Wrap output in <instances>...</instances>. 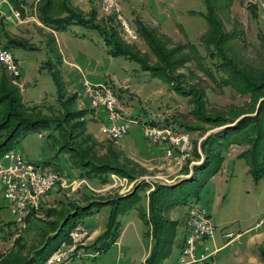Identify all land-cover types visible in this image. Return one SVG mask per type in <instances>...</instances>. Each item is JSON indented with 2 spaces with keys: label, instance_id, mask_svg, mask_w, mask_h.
<instances>
[{
  "label": "rangeland",
  "instance_id": "1",
  "mask_svg": "<svg viewBox=\"0 0 264 264\" xmlns=\"http://www.w3.org/2000/svg\"><path fill=\"white\" fill-rule=\"evenodd\" d=\"M19 1L23 3V9L35 17L37 9H33L32 5L36 7L39 0ZM118 1L122 15L129 21L137 38L125 35L115 16L101 11L100 0L71 2L85 20L94 23L93 26L102 25L109 36L115 32L110 37L111 42L107 35H101L89 25L71 24L66 30H60L54 23L51 27L54 34L51 35L47 26L39 27L33 20L27 25L26 33H22L26 26H20L13 17L6 21L7 33L25 41V46L11 49L20 68L19 77H12L6 68L0 66V80L4 70L5 79L10 86L14 85L19 89L25 105L36 106L42 114L58 118L68 129L73 125V131L71 141L63 135L61 126L52 127L54 123L48 128L29 130L25 134L21 132L1 146L0 154L4 151L19 153L28 163L43 171L57 170L67 180V186L58 183L51 188L48 196L40 203L44 210L47 207L59 210L61 204L71 200L80 204L88 199L105 201L99 206L92 204L89 209L80 210L78 214L65 220L61 231L50 239L45 253L57 247L64 239V234H69L78 222H83L91 233V237L85 240V245L81 246L82 255L62 264H146L145 261L151 257L152 241L147 234L148 225L139 217L138 212L139 208L148 210V194L154 189L146 178L158 181L153 183L155 186L171 185L181 178L190 179L194 163L202 161L201 141L209 134L234 125L217 126L210 122L211 119L199 116L201 113H193L194 106L188 97L177 92L159 73L163 71L167 76L176 77L175 81L188 93L194 89L197 93L202 91V114L210 118H215L216 111L226 112L237 107L248 112L241 114L243 111L236 109L229 118L236 115V120H240L247 115L253 116L264 100V91L251 99L248 95L240 96L229 85H218L197 64L194 54L200 56L207 65L213 66L214 62H219L217 57L211 58L207 54V46L201 40L208 29L205 17L208 9L204 0ZM212 3H215L217 9L216 16L222 19L224 31H241L240 40L234 38L227 41L233 55L251 63H259L261 48L258 36L264 34V13L259 3L255 0H219ZM3 6L7 9L11 6L13 10H17L11 0L1 3L0 9ZM145 36L149 42H154L152 48ZM114 39L120 42L125 53H114ZM29 43L34 48H30ZM190 46H194V54ZM60 47L65 52L66 63L62 62ZM155 47L168 56L167 61H175L177 65L169 70L154 52ZM214 74L216 77L220 75L217 72ZM84 79L96 84L107 83L112 90L119 92L124 116L138 120V123L129 125L123 138L107 135L102 129L105 122L96 117V111L92 112L87 101L81 103L77 99L76 91L80 89ZM260 82H264V79L257 81ZM58 86L67 102V109H89L82 118L85 126L81 125V118L63 122L66 108L57 106ZM100 114L105 115V111L101 110ZM150 120L182 122L180 125L185 127L180 129L190 135V157L184 160L175 155L168 156L163 145L150 143L142 134L143 122ZM193 141L200 158L193 153ZM73 146L77 153H83L82 160L95 162L99 157L107 156L112 159L116 156L113 158L114 164L132 173L131 178L114 173L117 181H113L116 177L111 178L110 174V182L102 185L96 179H78L82 167L78 165L79 157L71 149ZM219 146L222 154L219 166L217 162H212L208 167L197 168L193 180L163 190L168 194L167 203L172 206L163 210L162 216L176 221L175 235L170 241L159 245L158 248L165 255L150 259L148 264H181L180 243L184 239L185 230L186 235L188 234L185 220L189 206L193 204L206 207L210 222L215 226L214 240L206 241V244L212 250H219L204 262L192 264H264L261 255L264 250V223L255 228V224L264 216V177L255 181L249 173L247 159L240 156L246 145L231 141ZM152 156L156 158H151ZM74 179L76 181L73 185ZM141 181L143 182L137 189V201L122 211L125 203L123 200L126 199L121 200L114 210L108 236L102 238L113 209L110 200L130 193ZM2 189L0 182V253L5 254L9 249H15L14 242L18 235L25 240L26 248L32 247L33 250L38 243L37 227L41 226L38 219L47 221L49 217H45V212H40L39 207L34 210L36 216L31 223L27 224L26 218L33 212H29L21 223H16L9 210V202L2 196ZM224 233L240 236L233 243L227 244ZM63 242H66L65 248L72 245L71 241Z\"/></svg>",
  "mask_w": 264,
  "mask_h": 264
},
{
  "label": "trees",
  "instance_id": "2",
  "mask_svg": "<svg viewBox=\"0 0 264 264\" xmlns=\"http://www.w3.org/2000/svg\"><path fill=\"white\" fill-rule=\"evenodd\" d=\"M219 0H204L207 4V13L205 14L208 29L206 33L201 37V40L207 46V54L212 57H217L218 63H213L214 65H207L203 62V60L194 53L196 52L194 46L192 47V54H194V59L199 64L200 69L204 72L205 75L209 76L212 80L217 81L218 85L222 86H230L235 91L239 93L240 96L248 95L249 98L253 99L257 95L264 91V82L257 83L259 80L264 79V34H259L258 44L260 45V62L259 63H251L247 60L238 58L236 55H233V51L227 45V41H231L232 39L240 40L241 39V31L239 30H228L224 31V24L222 19L217 17L215 3L212 2ZM223 1V0H222ZM14 6L21 10L22 3L19 0H11ZM37 9V18L39 22L43 23L44 26L49 28L52 27V24L56 23V28L60 30H66L71 24H78L81 26L89 25L95 30H98L101 35H107V29L102 27V25L93 26V22H89L84 19L83 14L80 11L74 8L71 0H39L36 4ZM218 8V7H217ZM96 10V9H95ZM95 15V14H94ZM93 18V17H92ZM6 20L3 16H0V43L1 45L8 49L11 52L13 47H23L25 46V41L18 39L17 37H13L8 34V30L6 29ZM7 30V31H6ZM115 35V32H112L111 35H107L108 41L111 42V36ZM111 37V38H110ZM147 39V36H145ZM114 46L115 54H123L124 49L120 46V42L116 39L112 41ZM147 43L151 46L154 42L148 41ZM30 48H34L33 45L29 43ZM154 52L160 57L161 62H164L166 66L169 67V70L174 68L177 64L176 62H170L167 58L168 56L159 50V48H153ZM232 51V53L230 52ZM12 53V52H11ZM169 54V53H168ZM14 55V53H13ZM16 62L17 59L14 56ZM181 59V58H180ZM184 60V59H181ZM179 61V60H178ZM181 62V61H179ZM214 72L219 73V77H216ZM161 76H164L169 83H171L172 87L182 95H186L188 100H190L193 104V113H197L199 116L206 117V119H211L210 122L216 123L217 126H227L229 124L234 123V125H229V127H224L221 130L216 131L215 133L209 134L206 138L201 141V150H202V161L198 164L193 165V174L190 179H180L175 181L174 184H160L157 186L154 185V189L148 194V210H144L139 208V217L145 221L148 225V228L151 232V254L150 258H148L145 263L148 264L149 260L152 258H156L160 255L164 256L165 253L159 249V245L165 244L170 241V238L175 235V224L176 221H171V219H167L162 216V211L168 208H171L172 205L167 203L168 194L166 191H163L165 188H173L174 186L181 184L188 180H193L195 175V169L208 167L212 162H217L219 166L222 159L221 154V145L223 142H231L239 145H246L247 147L240 154L244 159H247L248 171L252 174L255 181H258L261 177H264V100L261 102L257 113L255 115H247L241 118L240 120H236V115L233 118H229V115L233 113L234 110L238 109L239 112L243 111L241 114L248 112V110L242 109L241 107L229 109L226 112L216 111L214 115L215 118H210L204 116L202 114L203 109V99L200 94L202 91L193 90L188 93L187 90H183L178 81H175L176 77L167 76L162 71L159 73ZM5 71H2L0 80V148L3 144L7 143L9 140L15 138V136L19 133H27L29 130L35 131L40 128H48L53 124L52 127L61 126L63 135L69 137L71 141L72 138V129L73 125L70 129L65 127L63 123L58 118H50L45 114H42L41 111L36 109V106H27L22 101V97L19 95V89L13 85L10 86L9 82L5 79ZM61 87L58 86V97H57V106L64 107L66 110L63 112V122L72 120L73 118H81L80 123L82 126H85V122L82 121L83 116L89 111L86 110H72L70 108L67 109V102L64 100V96L62 94ZM120 96L119 92L114 91ZM193 93L195 96L193 95ZM197 93V94H196ZM195 96V97H193ZM204 96V95H203ZM192 97V98H191ZM75 99V98H74ZM198 110V111H197ZM245 110V111H244ZM253 111V110H252ZM93 112V109H92ZM220 112V113H219ZM253 113V112H251ZM236 117V118H235ZM153 124H160L167 127L173 128L175 131H185L181 130L180 127H185L180 125L182 122L180 121H172L168 122L167 120L162 121H148ZM174 122H177L175 124ZM66 123V122H65ZM172 124V125H171ZM179 125V126H176ZM193 147L195 153V157L200 158V156L196 152V144L193 141ZM75 151V155L79 157L78 165L82 167L78 174V179L84 180V177L87 179H96L99 184H105L110 182V174H120V176L131 178L132 173L125 170L123 167L115 165L116 156H113L112 159L107 158V156L99 157L95 159V162H91L90 160H82L81 157L83 153H77L76 149L71 148ZM1 155V154H0ZM112 157V155H109ZM86 167V168H85ZM217 168V167H216ZM58 174H61L57 170H55ZM190 174V172H189ZM134 186V188L130 191V193L118 196L117 199L110 200L109 203L112 204V211L109 215V223L107 229L105 230L102 238L108 236V230L112 227V219L115 215V211L118 207V204L121 200L125 201L122 205L124 210L127 206H132L138 199V191L137 189L142 184ZM129 198V199H128ZM105 201L100 200H86V204H80L76 200H71L65 204H61L59 210L52 209L47 207L45 210L40 207V212H45V217H49L47 221L38 219L41 223V226L37 227L38 243L36 247L26 248V242L23 241L22 236L18 235L15 238L14 245L16 248L9 249L5 254L0 253V264H43L49 255L53 253V251L63 242L70 241L68 234H64V239L60 242L57 247L53 249H49L47 253H45V249L47 248V244L52 237H55L62 229L63 222L70 217L75 216L79 213L80 210H87L92 204L102 205ZM29 216L26 218V223L29 224L32 222V218H34L35 212L32 211ZM169 212V211H167ZM53 218V219H51ZM187 220V218H186ZM115 221V220H114ZM116 222V221H115ZM114 222V225H115ZM38 226V225H37ZM115 237H117L116 232L113 233ZM184 235V239H185ZM184 239L180 243V247H182L184 243ZM26 249H30L26 251ZM25 251V252H24ZM164 254V255H163ZM262 258L264 260V250H262Z\"/></svg>",
  "mask_w": 264,
  "mask_h": 264
},
{
  "label": "built area",
  "instance_id": "3",
  "mask_svg": "<svg viewBox=\"0 0 264 264\" xmlns=\"http://www.w3.org/2000/svg\"><path fill=\"white\" fill-rule=\"evenodd\" d=\"M255 1L259 3L264 13V0ZM3 2L7 3V0H0V4ZM99 7L105 14L115 16L125 35L137 38L129 21L121 13L118 0H100ZM8 9L11 14L7 15L6 18L11 19L14 17L17 22H21L20 12L13 10L11 6H8ZM0 66L6 68L12 77H19L20 68L13 53L4 48L1 43ZM76 97L81 103L87 101L88 107L95 110L96 115L100 110L105 111V118L103 120L105 124L102 129L113 138H123L129 129V125L133 122L138 123V120L134 118L128 119L124 116L119 96L107 83L96 84L84 79L80 84V89L76 91ZM142 134L150 143L163 145L168 156L175 155L185 160L191 155L192 147L190 146V135L188 132L175 131L164 125L144 121L142 124ZM114 177L116 176L111 174V178ZM117 179L116 177L113 181L115 180L116 182ZM146 180H150L151 185L158 182H153L151 178H146ZM66 181L55 170L47 169L43 171L40 167L28 163L19 153L4 151L0 155V182L3 186L2 196L9 202V210L14 216L16 223H21L29 212L37 210L42 200L48 196V192L54 185L59 183L67 186ZM75 181V179L72 181L73 185ZM186 218L188 234L184 239L179 261L181 264L204 262L205 259L210 258L219 250L218 248L212 250L206 244V241L214 240L215 226L210 222L206 207L201 204L189 206ZM263 223L264 216L255 224V228L261 227ZM90 234L83 222L76 223L68 234L72 245L65 248L66 242H63L56 249V254L49 255L43 264H62L67 260L80 257L82 255L81 246L85 245V240L91 237ZM239 236V234L224 233V238H227V244L233 243Z\"/></svg>",
  "mask_w": 264,
  "mask_h": 264
},
{
  "label": "crops",
  "instance_id": "4",
  "mask_svg": "<svg viewBox=\"0 0 264 264\" xmlns=\"http://www.w3.org/2000/svg\"><path fill=\"white\" fill-rule=\"evenodd\" d=\"M73 2H74V0H72ZM34 2H35V0H34ZM23 4V3H22ZM22 6V9H23V5H21ZM15 8V7H14ZM32 8L33 9H35V6H34V4L32 5ZM17 9V8H16ZM2 12H1V15L2 16H4V19L7 21V19H6V15L8 14V13H10L9 11L10 10H8L7 9V7H5V6H3L1 9H0ZM18 11H20V13H21V22H17L20 26H26L25 27V29H24V31H22V33H26L27 31H28V29H27V25H29V23H30V21H35V24H37L39 27L40 26H44V24L43 23H41V22H39V20H38V18H37V15H35V17H33V16H30L29 15V12H26V10H24L23 12L21 11V10H19V9H17ZM35 18V19H34ZM49 28V27H48ZM45 32H47V30H45ZM49 34H51V35H53L54 34V30L53 29H51V28H49ZM59 51H60V53H61V55H62V62H64V63H66L65 62V58H64V56H65V52L62 50V48L60 47V49H59ZM100 112H101V110H100ZM100 112L96 115V117L99 119V120H101V121H103L104 120V118H105V115H102V114H100ZM151 158H156L155 156H152ZM153 187H154V184H153ZM147 190V189H146ZM11 212V211H10ZM185 227H186V220H185ZM148 231H150V229L148 228V230H147V232ZM149 236H151L149 233H147ZM185 235H186V230H185V233H184ZM150 238V240H151V237H149ZM184 238V237H183ZM183 240V239H182Z\"/></svg>",
  "mask_w": 264,
  "mask_h": 264
},
{
  "label": "bare ground",
  "instance_id": "5",
  "mask_svg": "<svg viewBox=\"0 0 264 264\" xmlns=\"http://www.w3.org/2000/svg\"><path fill=\"white\" fill-rule=\"evenodd\" d=\"M9 14H11V12L8 13L7 15H9ZM7 15H6V16H7ZM20 15H21V14H20ZM0 16H2L1 13H0ZM3 17H4V16H3ZM13 18H14V17H13ZM6 19H7V18H6ZM11 19H12V18H11ZM11 19H7V20H11ZM14 20H15V18H14ZM20 20H21V16H20ZM16 22H17V21H16Z\"/></svg>",
  "mask_w": 264,
  "mask_h": 264
}]
</instances>
